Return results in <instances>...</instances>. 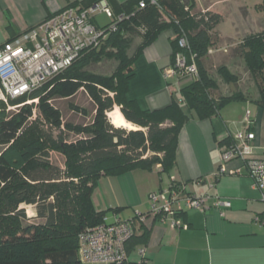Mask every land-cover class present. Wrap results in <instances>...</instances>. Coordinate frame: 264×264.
I'll return each instance as SVG.
<instances>
[{
  "label": "trees",
  "instance_id": "1",
  "mask_svg": "<svg viewBox=\"0 0 264 264\" xmlns=\"http://www.w3.org/2000/svg\"><path fill=\"white\" fill-rule=\"evenodd\" d=\"M99 1L82 0L65 8L86 9ZM106 1L114 17L122 19L114 20L115 30L107 33L99 47L84 51L42 87L16 99L8 98L9 104L16 107L14 111L0 109V264H83L78 252L80 235L111 224L116 217L130 222L131 228L121 264H147L145 258L133 262L129 256L145 240V233L136 235L135 223L143 224L151 217L142 223L137 214L128 220L113 215L108 221L107 211L97 212L91 200L98 178L135 169L152 170L157 165L158 174L168 176L174 166L178 134L189 112L207 119L229 103L248 98L240 91L219 96L218 85L209 71L212 63L208 52L216 50L215 45L221 42L215 32L223 21L221 15L194 11L193 0H154V4L151 0H128L122 4ZM140 2L145 3V8H139ZM165 16L170 20L164 21ZM139 26L146 33L133 57H129L124 35L136 36ZM167 29L175 35L171 41L172 56L180 51L178 38L186 37L188 49L183 52L194 57L197 76L174 82L180 87L185 111L175 99L163 109L142 111L127 97L133 64L143 49ZM239 54L256 82L257 94L252 99L264 110V33L246 37L239 45ZM102 59L117 62L110 76L91 69ZM216 73L228 84L237 81L225 65L217 67ZM182 81H186L183 86ZM79 94L86 99L89 110L75 104ZM29 101L36 103L26 104ZM59 102H67V109L76 116H91L89 121H65ZM115 107L139 129L113 126L107 114ZM34 110L38 112L35 119ZM233 141L226 140L225 145L228 147ZM50 152L64 158L65 172L50 162ZM22 205L33 207L35 216L27 218L25 210L19 208ZM151 219L162 222L160 217ZM180 223L177 229L187 230L181 220ZM140 250L143 249L137 250L138 255Z\"/></svg>",
  "mask_w": 264,
  "mask_h": 264
},
{
  "label": "crops",
  "instance_id": "2",
  "mask_svg": "<svg viewBox=\"0 0 264 264\" xmlns=\"http://www.w3.org/2000/svg\"><path fill=\"white\" fill-rule=\"evenodd\" d=\"M80 1L0 0V47ZM126 1L114 0L117 4ZM193 1L196 9L223 17L215 28L222 39L264 30V0H225L228 3L223 6L220 3L225 1L207 4L203 0ZM240 9L245 10V17ZM174 38L171 29L161 32L134 61L127 97L142 111L163 109L172 99L178 100L185 111L184 102H180V87L174 85V78L166 76L174 64L171 45ZM253 100L229 103L207 119L189 112L178 134L174 166L168 176L159 175L154 168L98 178L91 200L97 212L107 211L108 221L113 215L128 220L147 213L148 196L166 188L171 177L184 185L186 193L206 199L204 212L191 209L180 217L187 230L171 229L167 221L151 218L143 224L136 222L135 233L137 236L145 233V240L130 254L131 261L145 258L147 264H264V225L260 223L264 219V203L259 192L241 160L227 163L226 172L218 173L221 152L227 147L225 141L232 142L236 133L246 130L247 113L248 131L255 135L254 153L264 157V110ZM237 169L239 174H231ZM225 199L230 202L229 208L214 206L215 201ZM115 209L118 212H113ZM139 249H143V256L138 255Z\"/></svg>",
  "mask_w": 264,
  "mask_h": 264
},
{
  "label": "built area",
  "instance_id": "3",
  "mask_svg": "<svg viewBox=\"0 0 264 264\" xmlns=\"http://www.w3.org/2000/svg\"><path fill=\"white\" fill-rule=\"evenodd\" d=\"M155 1L151 0V4ZM139 8H145L140 2ZM107 23L100 25L99 17ZM114 17L106 0H101L86 9L80 7L64 8L47 18L37 27L28 30L11 42L0 47V91L4 97L16 99L40 87L46 80L67 69L86 50L95 49L103 42L110 31L115 30ZM179 52L174 54L173 67L166 71L168 78L175 82L182 77L197 76L193 56L187 57L183 51L188 49L185 36L177 40ZM182 50V51H181ZM213 54V50L208 55ZM246 130L233 136V144L221 152L220 175L226 172L225 165L233 160H241L253 187L259 192L264 203V157L254 153L255 135L249 132L248 113L245 119ZM160 165L156 166L159 169ZM239 174L237 169L231 174ZM205 198L189 196L183 184L171 177L166 188L148 196L149 211L137 214L140 222L147 217H160L167 221L171 229L181 223L179 215L191 209L204 212L207 209ZM217 208H229L230 202L215 201ZM264 225V221L261 222ZM186 228V226H184ZM131 236L130 222L115 218L111 224H102L80 235L79 256L83 264H121L125 260L124 244ZM143 256L144 251L140 250Z\"/></svg>",
  "mask_w": 264,
  "mask_h": 264
},
{
  "label": "rangeland",
  "instance_id": "4",
  "mask_svg": "<svg viewBox=\"0 0 264 264\" xmlns=\"http://www.w3.org/2000/svg\"><path fill=\"white\" fill-rule=\"evenodd\" d=\"M218 1L221 2V1H225V0H203V2L206 4L207 3H214V2H218ZM226 3H228V1L221 2L220 5L223 6ZM194 11L198 12L200 10L195 8ZM240 13L242 14L243 17H245L246 13H245L244 9H240ZM169 20H170V18L168 16L164 17V21H169ZM97 21L100 23V25H105L107 23V20L103 16L99 17V19ZM136 33H137L136 36L129 35V34L124 35L125 40L128 42L127 48H125V53L129 57H131V56L133 57V55L135 54L136 48H138V46L142 43V37L145 35L146 29L143 28L142 26H139L136 28ZM260 33H264V30H259L258 33L248 32V33H246V34H244L238 38H223V39L220 38L221 42L218 43L217 45H215L217 52L213 51V55H210L209 59L212 63V68L209 71L211 72L213 79L215 80V82L218 85V95L219 96L220 95L221 96L222 95H230L231 93H233L235 91H240V92L244 93L248 98H252V97L256 96V94H257L256 82L250 76L249 72L247 71V68H246L244 61L240 58L239 45H241V43L243 42V40L246 37L248 38V37L260 34ZM219 50H222V51H219ZM116 64H117V62H115L114 60L102 59L99 63H97L93 67H91V69L94 70V72L96 74H101L104 76H110L111 73L113 72ZM221 65H225L228 68L229 72L236 77L237 81L234 85L226 83L217 75L216 68L221 66ZM51 79L52 78L48 79L47 82ZM45 83H46V81L43 83V85ZM43 85H41V87ZM82 96H81V94H79L77 99L74 102H75V104H80L81 107H86L89 110V108L87 106V101ZM29 103H36V101L26 102V104H29ZM66 103L67 102H59V104H58V107L61 109V112L63 114L65 121H67V122H74L75 121L76 123H80V122L87 123L89 121L91 116H89L87 118H83L82 116H76L75 114H73L72 112H70L67 109ZM1 108H4L6 110V112L14 111V108H16V107L9 104L8 98L4 97V93L2 91H0V109ZM114 110L119 111V109L117 107H115ZM33 113H34L33 119H35L38 112L36 110H34ZM135 128H136V130L139 129L137 127H135ZM127 130H129V129H127ZM49 157H50V162L54 166L59 167L62 172H65V170H66V167L64 165L65 161H64V158L60 154H58L56 152H50ZM19 208L25 210L27 218H32L35 216V210L33 207L22 205ZM35 222L41 223L39 220H36Z\"/></svg>",
  "mask_w": 264,
  "mask_h": 264
},
{
  "label": "bare ground",
  "instance_id": "5",
  "mask_svg": "<svg viewBox=\"0 0 264 264\" xmlns=\"http://www.w3.org/2000/svg\"><path fill=\"white\" fill-rule=\"evenodd\" d=\"M109 121L112 125H114L115 127L118 128H125V129H129V130H133L135 128H133V126L128 123L123 116L121 115V113L118 110H113L112 112L107 114Z\"/></svg>",
  "mask_w": 264,
  "mask_h": 264
}]
</instances>
